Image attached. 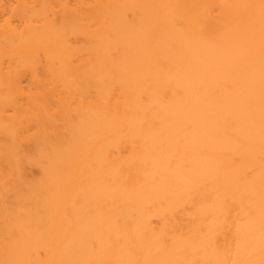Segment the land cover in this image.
Returning a JSON list of instances; mask_svg holds the SVG:
<instances>
[{"label": "bare ground", "instance_id": "bare-ground-1", "mask_svg": "<svg viewBox=\"0 0 264 264\" xmlns=\"http://www.w3.org/2000/svg\"><path fill=\"white\" fill-rule=\"evenodd\" d=\"M0 264H264V0H0Z\"/></svg>", "mask_w": 264, "mask_h": 264}]
</instances>
